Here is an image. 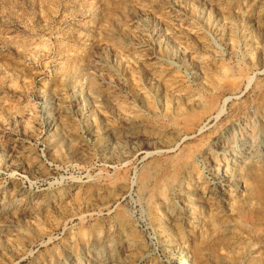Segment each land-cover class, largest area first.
<instances>
[{"label": "rangeland", "instance_id": "rangeland-1", "mask_svg": "<svg viewBox=\"0 0 264 264\" xmlns=\"http://www.w3.org/2000/svg\"><path fill=\"white\" fill-rule=\"evenodd\" d=\"M0 264H264V0H0Z\"/></svg>", "mask_w": 264, "mask_h": 264}]
</instances>
